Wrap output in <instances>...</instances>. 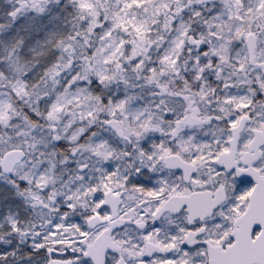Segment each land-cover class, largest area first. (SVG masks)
I'll list each match as a JSON object with an SVG mask.
<instances>
[{"label":"snow or ice","instance_id":"1","mask_svg":"<svg viewBox=\"0 0 264 264\" xmlns=\"http://www.w3.org/2000/svg\"><path fill=\"white\" fill-rule=\"evenodd\" d=\"M0 264H264V0H0Z\"/></svg>","mask_w":264,"mask_h":264}]
</instances>
